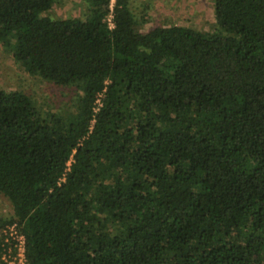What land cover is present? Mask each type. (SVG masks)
I'll return each mask as SVG.
<instances>
[{
	"label": "trees",
	"instance_id": "obj_1",
	"mask_svg": "<svg viewBox=\"0 0 264 264\" xmlns=\"http://www.w3.org/2000/svg\"><path fill=\"white\" fill-rule=\"evenodd\" d=\"M56 1L0 0V45L75 92L61 112L0 88V225L25 264H264V0H212L209 31Z\"/></svg>",
	"mask_w": 264,
	"mask_h": 264
},
{
	"label": "rangeland",
	"instance_id": "obj_2",
	"mask_svg": "<svg viewBox=\"0 0 264 264\" xmlns=\"http://www.w3.org/2000/svg\"><path fill=\"white\" fill-rule=\"evenodd\" d=\"M112 1V0H111ZM137 28L145 30L154 24L181 25L209 31L215 27L212 15V0H129ZM85 0H57L47 11L51 17H82L86 14ZM0 88L5 90L16 89L25 92L43 111L51 108L52 111L64 112L72 107V97L75 92L70 87L54 85L42 78L25 72L16 63L9 48L0 45ZM12 208L9 200L0 193V219L11 215ZM7 226L0 225L1 232L7 233ZM8 250V251H7ZM15 252V250H14ZM12 246L0 254L10 258L14 254ZM6 253V254H4ZM1 264V263H0Z\"/></svg>",
	"mask_w": 264,
	"mask_h": 264
},
{
	"label": "built area",
	"instance_id": "obj_3",
	"mask_svg": "<svg viewBox=\"0 0 264 264\" xmlns=\"http://www.w3.org/2000/svg\"><path fill=\"white\" fill-rule=\"evenodd\" d=\"M109 25H111L110 21H109ZM7 232L9 233L8 235H10L12 239H14L13 252H14V250H15V252H14V254H13V256L11 258L9 257L10 254L4 253V254H6V257L2 256V259L7 264H25V258H24V254H23V251H24V245H23L24 237H23V235L21 233H17L15 231V229L13 227V224H9V226H7ZM8 247L9 246H7V248Z\"/></svg>",
	"mask_w": 264,
	"mask_h": 264
}]
</instances>
